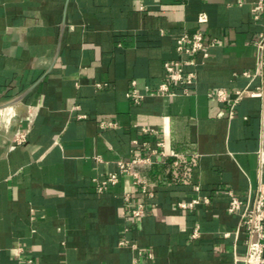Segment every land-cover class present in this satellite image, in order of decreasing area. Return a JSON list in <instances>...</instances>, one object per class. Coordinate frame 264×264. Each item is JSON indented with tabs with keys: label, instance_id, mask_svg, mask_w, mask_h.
Here are the masks:
<instances>
[{
	"label": "crops",
	"instance_id": "obj_1",
	"mask_svg": "<svg viewBox=\"0 0 264 264\" xmlns=\"http://www.w3.org/2000/svg\"><path fill=\"white\" fill-rule=\"evenodd\" d=\"M257 1L0 0V264H245L228 191L264 185ZM198 31L205 49L180 53ZM182 59L188 93L165 69ZM18 131L27 141L12 149ZM137 155L152 195L132 175L99 189Z\"/></svg>",
	"mask_w": 264,
	"mask_h": 264
},
{
	"label": "built area",
	"instance_id": "obj_2",
	"mask_svg": "<svg viewBox=\"0 0 264 264\" xmlns=\"http://www.w3.org/2000/svg\"><path fill=\"white\" fill-rule=\"evenodd\" d=\"M238 4L244 3L245 0H233ZM264 11V0H258L253 7V12L255 13V17L259 18L261 13ZM201 23H204L208 20V16L205 12L200 13L199 19ZM264 37L261 39V43H263ZM206 46V39L203 32L198 31L195 33H185L183 34L177 41V49L182 54L195 55L199 51H203ZM207 55V52H205ZM186 60H178V61H167L165 63V69L167 72V77L170 81L174 83H179L184 85L183 92H189V86L192 85L196 80L195 72L185 73L184 63ZM245 75H249L248 72L244 73ZM135 85V82H134ZM161 90L167 92L170 95H176L177 93L171 89L169 83L164 82L161 85ZM245 90L238 91L237 97L233 100V106L237 103V101L242 98ZM128 95L135 96L136 100L139 101L142 96L139 95L135 89H133ZM215 96L222 100H228V94L225 89H218L215 93ZM251 96H259L264 98V87L258 88L257 90L252 91ZM233 113V111H231ZM115 123L113 121H103L102 126H113ZM143 130L148 131L150 129L144 127ZM27 141V132L26 131H18L15 135L11 148L14 149L17 146L25 143ZM138 143L137 140L134 141ZM160 146H164L163 142L159 143ZM165 153V152H164ZM262 161L264 160V151L261 152ZM150 158L143 157L140 155L135 156L131 160H117V171L110 172L104 179H95L99 189L106 190L112 185H116L120 178L124 175H132L135 179V183L138 184L141 190L145 193H149L152 195V192L148 189V182L140 176L138 172L135 171L134 166L138 163H146L149 162ZM229 195V205L228 211L232 214H238L240 216V222L238 225V230L241 227H244L247 232V252L245 256V264H264V185L260 184L255 192L251 191L246 195V197H242L234 190L228 191ZM125 199L129 201L131 196L129 194L125 195ZM209 203V197H199L191 202H180L179 205L182 208L192 207L200 202ZM133 215L141 216L144 213V206L140 204L138 207L132 210ZM199 235V229H196L194 232V236L197 237ZM230 235V233H226V236ZM27 264H35L33 259H29Z\"/></svg>",
	"mask_w": 264,
	"mask_h": 264
},
{
	"label": "water",
	"instance_id": "obj_3",
	"mask_svg": "<svg viewBox=\"0 0 264 264\" xmlns=\"http://www.w3.org/2000/svg\"><path fill=\"white\" fill-rule=\"evenodd\" d=\"M8 104H6L5 106H7Z\"/></svg>",
	"mask_w": 264,
	"mask_h": 264
}]
</instances>
